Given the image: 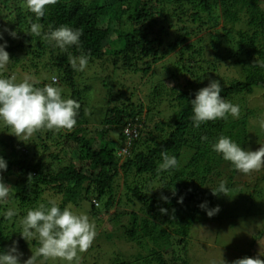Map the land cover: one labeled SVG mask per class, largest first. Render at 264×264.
<instances>
[{
  "label": "trees",
  "instance_id": "16d2710c",
  "mask_svg": "<svg viewBox=\"0 0 264 264\" xmlns=\"http://www.w3.org/2000/svg\"><path fill=\"white\" fill-rule=\"evenodd\" d=\"M263 1L57 0L37 21L22 0H0V32L12 60L2 74L15 75L18 82L29 74L36 87L51 83L55 76L62 95L81 105L71 130L41 128L25 141L0 123V156L8 165L0 175L13 188L9 201L0 205V250L8 249L13 231H21L26 211L40 200L47 204L52 192L62 197L61 208L73 203L89 218L107 212L113 231L121 230L140 247L135 258L112 264H186L189 251L181 247L202 210L199 205L212 203L214 196L205 187L208 175L225 161L212 150V143L224 135L249 149L247 97L255 88L264 89V68L254 64L264 62ZM30 21L43 25L40 37L29 35ZM61 25L82 31L80 49L61 52L43 38L49 26ZM9 31H16L17 37ZM81 51L90 54L89 65L76 72L68 53ZM173 54L179 60L165 70L174 84L160 80L141 98L124 83L123 72L153 76L157 65ZM99 66L103 75L95 72ZM232 69L242 71L231 77ZM213 79L221 82V95L239 105V118L208 121L195 128L189 101ZM164 149L176 156L178 164L157 171ZM230 170L234 181L226 185V193L239 185L236 202L254 205L244 192L252 182L241 179L245 174L232 166ZM263 170L254 171L262 180ZM162 195L168 197L166 202ZM85 200L90 208L84 206ZM121 205L132 209L111 213ZM161 208L167 214H161ZM8 209L16 211L11 219L4 215ZM94 217L90 220L97 239L102 217ZM106 235L108 240L115 236L110 230ZM27 247L36 250L39 244L22 238L19 251Z\"/></svg>",
  "mask_w": 264,
  "mask_h": 264
},
{
  "label": "clouds",
  "instance_id": "9594fccd",
  "mask_svg": "<svg viewBox=\"0 0 264 264\" xmlns=\"http://www.w3.org/2000/svg\"><path fill=\"white\" fill-rule=\"evenodd\" d=\"M57 0H22V5L35 15L37 21L46 15L49 5H54ZM29 35L40 37L42 24L30 21ZM5 31H8L5 29ZM13 38L17 37L16 31H9ZM82 31L68 25L56 28L49 26L43 38L53 43L61 52H68L70 48H81ZM0 123L11 129L13 135L19 140L25 141L32 134L41 129L71 130L77 123L76 117L81 107L80 103L72 98L62 95V88L57 86V78L51 77V83L43 87H36L37 81L29 74H25L19 82L15 75L4 76L2 73L12 62L10 54L6 50L8 43L4 40L3 32H0ZM90 54L83 51L79 55L68 53V62L76 72H84L89 65ZM259 67L264 68V62L255 61ZM222 85L219 80H210L206 87L200 88L195 93V98L189 101L192 110V126L201 127L208 121L220 119H238L240 108L238 104L224 98ZM259 127L264 129V118L258 121ZM207 140V137H202ZM253 151L245 149L231 137L221 135L212 143V150L221 155L223 160L230 162L231 166L242 174H250L253 171L264 168V144ZM178 164L175 155H169L167 149L161 152V162H158L157 171L174 169ZM7 161L0 156V173L7 170ZM31 179V177H29ZM13 188L3 182L0 175V205L5 204L11 198ZM228 188L226 182L220 181L213 195L226 194ZM165 202L167 196L162 195ZM95 203L98 202L95 200ZM199 207L207 212L208 217H213L220 211L219 206L210 208L208 202H202ZM167 209L161 208V214H167ZM5 217L11 219L16 215L14 209H8ZM20 235L26 241L35 239L39 247L32 252L33 255L22 261L23 253L19 251L18 241L6 250H0V264H40L47 260L59 259L67 264H78V252H86L96 238V225L84 212L74 210L72 204L61 208L56 199H49L47 204L41 203L34 208H29L21 220ZM264 251L256 258L244 257L236 259L232 264H264ZM221 264H226L223 258Z\"/></svg>",
  "mask_w": 264,
  "mask_h": 264
},
{
  "label": "rangeland",
  "instance_id": "374dc122",
  "mask_svg": "<svg viewBox=\"0 0 264 264\" xmlns=\"http://www.w3.org/2000/svg\"><path fill=\"white\" fill-rule=\"evenodd\" d=\"M262 3L264 4V1ZM205 46H207V43ZM178 60V54L169 56L157 65L155 69L156 73L150 77L140 76L139 74L136 77L131 73L123 72L122 77L124 83L136 89L137 94L141 98H145L153 86L160 80L164 79L163 81L169 85L174 84L172 78H166L165 66L172 67V63H176ZM239 71L241 72L242 70ZM239 71L237 72L236 69H232L228 75L235 77ZM95 72L98 75L104 74L100 66L96 67ZM223 72L225 73L226 71ZM49 74V72H46L48 76L45 75L44 77L49 79ZM89 86L92 92V89H94L92 88V84L89 83ZM160 106L162 110L167 109L166 104ZM247 106L251 109L248 129L249 149L254 150L256 147L259 148L261 146L260 144H264V129H261L258 124V121L264 118V89L255 88V92L247 97ZM169 111L171 112V110ZM164 115H167V112H164ZM230 168L231 165L227 161H222L217 164L214 171L208 175L209 178L205 187L212 190L218 186L220 181L226 182V185L232 182L233 179H230L229 176L232 175ZM251 173L253 175H241V179H249L252 182L251 185L246 186L244 192L249 194V201L254 200V205L249 204V207H247L245 204L236 202L235 199L238 198L237 191L241 194L239 185L226 194L214 195L212 203L208 202V206L210 208L219 206L220 211L210 218L205 210H201L197 218H195L189 234L186 237V244L184 243L181 247V250L187 247L189 251V258L186 264H221L223 258L226 264H232L234 260L244 258L248 255L249 257L256 258L260 252L264 251V233L261 232L264 229V180L257 178L254 171ZM47 197L49 199H56L59 204L62 203V197L55 196L52 192H49ZM42 202L40 200V203ZM68 204H72L74 210L79 212L80 206L78 207L73 203ZM85 205L86 208H90L89 201L85 200ZM131 209V206L126 207V205H121L116 209L114 208L111 213L113 214L119 211L121 213L129 212ZM84 212L87 211L85 210ZM94 216L95 214H91L90 218ZM99 217H102L98 228L99 232L102 231L100 237L94 240L90 250L83 253L78 252V264H112L119 260L135 258L134 255L136 256L139 250H141L137 243L132 240H127L121 230L113 231V226L109 221V214L107 212L97 213L94 219L97 220ZM17 224H20L19 220ZM108 230L114 232L115 236L113 240L115 241L106 238L107 236L109 237V235H106ZM21 239L20 232L13 231L12 241L8 243L7 247L9 248L14 241L20 243ZM31 247H27V250L21 252L23 253L22 261L27 260L33 255L32 252L35 249ZM170 251L171 248L166 256L168 259H170L172 254ZM181 253L178 255H181ZM260 258L264 259V256ZM37 264H40V260H37ZM47 264H67V262H62L59 259H50Z\"/></svg>",
  "mask_w": 264,
  "mask_h": 264
}]
</instances>
